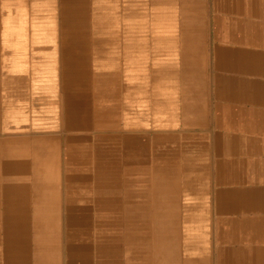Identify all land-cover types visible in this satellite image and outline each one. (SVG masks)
Wrapping results in <instances>:
<instances>
[{"label":"crops","instance_id":"crops-1","mask_svg":"<svg viewBox=\"0 0 264 264\" xmlns=\"http://www.w3.org/2000/svg\"><path fill=\"white\" fill-rule=\"evenodd\" d=\"M0 264H264V0H0Z\"/></svg>","mask_w":264,"mask_h":264}]
</instances>
